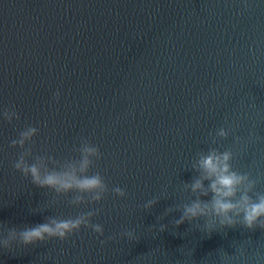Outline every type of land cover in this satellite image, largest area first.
Segmentation results:
<instances>
[{
  "label": "water",
  "instance_id": "95a60500",
  "mask_svg": "<svg viewBox=\"0 0 264 264\" xmlns=\"http://www.w3.org/2000/svg\"><path fill=\"white\" fill-rule=\"evenodd\" d=\"M11 105L20 119L0 120V223L88 210L61 197L41 212L53 194L12 168L19 150L9 143L28 124L39 129L34 153L75 155L81 137L98 145L92 171L109 192L92 206L103 236L82 228L0 251V264H264V230L206 234L203 221L175 228L180 213L163 215L220 127L229 135L211 146L231 150L233 169L264 192V0H0V110Z\"/></svg>",
  "mask_w": 264,
  "mask_h": 264
},
{
  "label": "clouds",
  "instance_id": "9594fccd",
  "mask_svg": "<svg viewBox=\"0 0 264 264\" xmlns=\"http://www.w3.org/2000/svg\"><path fill=\"white\" fill-rule=\"evenodd\" d=\"M59 96L57 91L53 99L58 102ZM19 119L15 105L0 110V120L5 123L11 124ZM38 134L39 129L28 124L11 139L9 147L19 150L12 163L13 170L23 179L30 180L36 188L53 194L41 212L57 204L61 197L71 208L85 207L88 210L77 212L74 216H48L44 222L34 226L9 227L0 223V251L12 252L17 248H28L53 239L63 242L78 234L82 228L91 229L97 237L104 235L102 225L92 223L101 211L92 206L100 204L109 192L101 173L92 171L102 159L100 147L89 138L81 137L78 146L72 149L75 155L56 158L48 153L33 152L34 137ZM228 135L229 130L224 127L217 129L214 135L209 133L207 151H197L189 162L187 169L194 175L190 182H183L178 189L184 199L166 208L163 214L180 213L179 218L172 221L175 228L184 223L194 225V222L203 221L206 234L238 225L248 230H264V192L256 191L258 180L249 173L233 169L231 161L234 154L231 150L221 152L218 147L211 146L216 145L218 140L226 139ZM111 192L115 197H126V191L119 186L113 187ZM159 201V197H154L143 208L150 210ZM166 229L167 225H160V232ZM119 235L128 241L136 240L133 229H125ZM112 239L114 237L109 236L100 240L101 246Z\"/></svg>",
  "mask_w": 264,
  "mask_h": 264
}]
</instances>
